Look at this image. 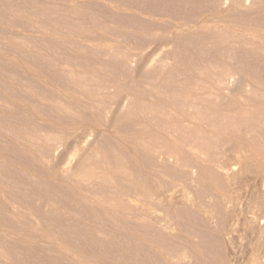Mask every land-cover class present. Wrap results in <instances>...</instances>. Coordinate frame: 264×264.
I'll return each instance as SVG.
<instances>
[{
	"label": "rangeland",
	"instance_id": "obj_1",
	"mask_svg": "<svg viewBox=\"0 0 264 264\" xmlns=\"http://www.w3.org/2000/svg\"><path fill=\"white\" fill-rule=\"evenodd\" d=\"M262 206L264 0H0V264H264Z\"/></svg>",
	"mask_w": 264,
	"mask_h": 264
},
{
	"label": "bare ground",
	"instance_id": "obj_2",
	"mask_svg": "<svg viewBox=\"0 0 264 264\" xmlns=\"http://www.w3.org/2000/svg\"><path fill=\"white\" fill-rule=\"evenodd\" d=\"M254 197V196H253ZM257 201V200H256ZM262 203V202H261ZM260 204V203H259ZM263 204V203H262ZM263 207V206H262ZM260 208V207H259ZM261 209V208H260ZM262 210V209H261ZM263 210H264V207H263ZM254 222V221H253ZM261 229V228H260ZM262 231V230H261ZM261 231H259V234H260V232ZM262 234L264 235V227H263V231H262ZM263 235H262V237H263ZM261 236V235H260ZM262 237H259V239L260 238H262ZM258 239V240H259ZM263 239V238H262ZM262 239H260V241H262ZM258 242V241H257ZM261 243V242H260ZM259 244V243H258ZM260 246H262V247H264V241H262V243L260 244ZM258 252V251H257ZM262 253V252H261ZM264 253V252H263ZM248 256V255H247ZM261 256V255H260ZM258 258V257H257ZM263 259H264V254H263V257H262ZM255 262V261H254Z\"/></svg>",
	"mask_w": 264,
	"mask_h": 264
}]
</instances>
